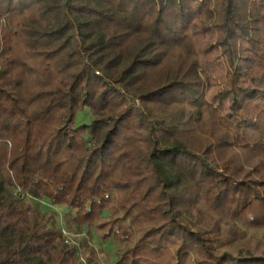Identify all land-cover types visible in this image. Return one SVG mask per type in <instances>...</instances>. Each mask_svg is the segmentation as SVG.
I'll list each match as a JSON object with an SVG mask.
<instances>
[{"label": "trees", "instance_id": "1", "mask_svg": "<svg viewBox=\"0 0 264 264\" xmlns=\"http://www.w3.org/2000/svg\"><path fill=\"white\" fill-rule=\"evenodd\" d=\"M109 242L113 264H264V0H0V264Z\"/></svg>", "mask_w": 264, "mask_h": 264}, {"label": "rangeland", "instance_id": "2", "mask_svg": "<svg viewBox=\"0 0 264 264\" xmlns=\"http://www.w3.org/2000/svg\"><path fill=\"white\" fill-rule=\"evenodd\" d=\"M92 121V115L89 109L79 113L77 118V123H90ZM42 213L54 214L58 225L62 228L63 236L65 241L70 245H78L82 249L90 251V249L98 250L99 239L91 232H89L85 227L79 228L75 227L72 230H68L65 224V214L67 209L61 206L52 205L48 200H37L29 199ZM117 247L114 243L109 242L103 247L104 253L99 254V257L103 264H113L115 260Z\"/></svg>", "mask_w": 264, "mask_h": 264}]
</instances>
